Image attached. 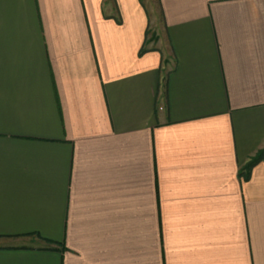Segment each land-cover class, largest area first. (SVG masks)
I'll return each mask as SVG.
<instances>
[{"label": "crops", "instance_id": "0c3cea01", "mask_svg": "<svg viewBox=\"0 0 264 264\" xmlns=\"http://www.w3.org/2000/svg\"><path fill=\"white\" fill-rule=\"evenodd\" d=\"M264 0H0V264H264Z\"/></svg>", "mask_w": 264, "mask_h": 264}, {"label": "trees", "instance_id": "16d2710c", "mask_svg": "<svg viewBox=\"0 0 264 264\" xmlns=\"http://www.w3.org/2000/svg\"><path fill=\"white\" fill-rule=\"evenodd\" d=\"M264 158V152H260L256 157L252 158L250 162L246 165L243 172L244 176L249 177L251 168L261 159Z\"/></svg>", "mask_w": 264, "mask_h": 264}]
</instances>
